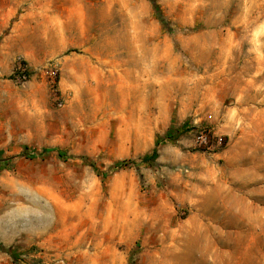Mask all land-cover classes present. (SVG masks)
I'll return each instance as SVG.
<instances>
[{"label":"rangeland","instance_id":"rangeland-1","mask_svg":"<svg viewBox=\"0 0 264 264\" xmlns=\"http://www.w3.org/2000/svg\"><path fill=\"white\" fill-rule=\"evenodd\" d=\"M30 11L80 20L97 71L61 108L60 62L31 74L53 101L0 141V264H264V0H0V70ZM13 71L0 91L26 92Z\"/></svg>","mask_w":264,"mask_h":264},{"label":"crops","instance_id":"crops-1","mask_svg":"<svg viewBox=\"0 0 264 264\" xmlns=\"http://www.w3.org/2000/svg\"><path fill=\"white\" fill-rule=\"evenodd\" d=\"M28 14L32 18L31 26L22 31L17 27L9 35L10 41L13 42L7 50L10 63L6 68L0 70L2 78L5 82H10L12 70L15 69L19 61H23L30 73L33 74L45 63L57 59L61 65L59 67L61 98L65 101V104L70 99H77L80 96L81 88L76 85L87 83L89 79H95V72L97 71L96 67L92 65L95 62L90 60V56L83 57L84 68L81 69V66L76 63L78 59L72 58V52L66 44L68 36L70 37L79 32L80 20L77 19L78 22L70 18L62 20L59 17L50 15L46 22H42L35 12L30 11ZM69 52L70 54H68ZM100 76L101 74L98 75V77ZM36 78H40L42 83H34L33 80ZM43 80L40 76L34 75L28 83L29 87L26 92L5 94L0 91V141L2 138L10 140L15 137L17 127L13 113L17 110L18 105L26 104L32 110L40 108L47 113L51 110L49 107L53 101L52 95ZM95 93L96 88L94 87L90 90V94ZM154 122L155 118H152V123ZM156 122L159 123L158 120ZM14 228L11 229L6 225L0 226V245L10 247L14 242Z\"/></svg>","mask_w":264,"mask_h":264},{"label":"built area","instance_id":"built-area-1","mask_svg":"<svg viewBox=\"0 0 264 264\" xmlns=\"http://www.w3.org/2000/svg\"><path fill=\"white\" fill-rule=\"evenodd\" d=\"M45 75L49 77L51 82L52 91L56 97V103L58 107H63L65 101L57 96V74L58 72L52 65H48L44 68ZM12 78L19 85L25 86L31 80V73L28 70L27 65L23 61H19L13 71ZM194 144L197 149L201 150H223L226 146L225 140L222 135L217 134L212 129L207 127L201 128L196 131L194 135Z\"/></svg>","mask_w":264,"mask_h":264},{"label":"trees","instance_id":"trees-1","mask_svg":"<svg viewBox=\"0 0 264 264\" xmlns=\"http://www.w3.org/2000/svg\"><path fill=\"white\" fill-rule=\"evenodd\" d=\"M155 7H157V4L154 2ZM30 158H33V155H30ZM123 165H119L117 168L121 169Z\"/></svg>","mask_w":264,"mask_h":264}]
</instances>
